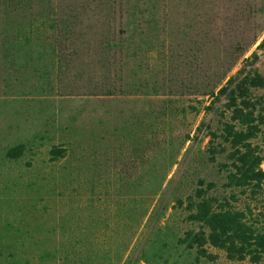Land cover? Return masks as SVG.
I'll use <instances>...</instances> for the list:
<instances>
[{"label": "rangeland", "instance_id": "1", "mask_svg": "<svg viewBox=\"0 0 264 264\" xmlns=\"http://www.w3.org/2000/svg\"><path fill=\"white\" fill-rule=\"evenodd\" d=\"M260 171L264 0H0V264H264Z\"/></svg>", "mask_w": 264, "mask_h": 264}, {"label": "trees", "instance_id": "2", "mask_svg": "<svg viewBox=\"0 0 264 264\" xmlns=\"http://www.w3.org/2000/svg\"><path fill=\"white\" fill-rule=\"evenodd\" d=\"M221 92H224V91H221ZM243 93H244V91H243ZM233 105L234 104L230 105L229 108H231ZM239 136H240V138H242L243 135L240 134ZM239 139L235 138L236 141H238ZM240 160L243 163V167H245V165L248 164L249 157L244 156ZM254 165L255 164L251 163L249 168H252V166H254ZM247 174H249V170H248ZM251 179L252 180H257V181H262V180L264 181V171H260L258 173L252 174ZM205 204H206V206H209V204H207V203H205ZM209 223H211V222H209ZM235 225H237L236 228H234ZM212 228L215 231L218 230V233L211 235V237H210L211 242H213V244L218 246V247L225 248L226 241L227 240L231 241V239H232V237L230 236L229 232L232 231L233 232V236L234 237L235 236L238 237V235L240 233L241 226L238 224V221L236 220V217H234L232 215H229V214H226V215H217L215 217V219H214V223L212 224ZM232 245H234V244H232Z\"/></svg>", "mask_w": 264, "mask_h": 264}]
</instances>
